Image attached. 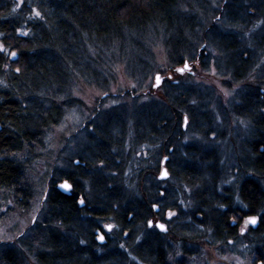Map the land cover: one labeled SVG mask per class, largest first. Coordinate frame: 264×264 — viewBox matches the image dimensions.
<instances>
[{"label": "trees", "instance_id": "16d2710c", "mask_svg": "<svg viewBox=\"0 0 264 264\" xmlns=\"http://www.w3.org/2000/svg\"><path fill=\"white\" fill-rule=\"evenodd\" d=\"M196 1L0 0V46L7 50H0V204L5 197L18 206L28 201L20 154L62 121L75 100L70 91L77 78L100 81L97 71L106 60L130 57L137 65V57L146 51L141 40L159 30L176 52V65L186 55L184 60L194 61V47L185 45V36L199 26L188 11L206 5ZM250 2L222 0L210 23L221 22L223 31L217 32L214 23L209 31L202 28L205 43L199 58H206L204 45L214 44L224 58L223 68L236 79L248 76L264 57L256 56L257 44L264 51V34L249 46L246 31L258 17L264 18V1ZM205 7L200 14L208 12ZM242 31L247 45L239 37ZM165 80L162 102L149 99L132 112L120 108L99 120L96 109L85 123L87 145L75 155L72 171L53 174L49 181L45 201L53 228L36 264H125L130 254L138 264H168L171 247L164 239L191 240L185 230L194 224L204 231L202 238L219 244L241 240L256 261L264 259V78L245 86L238 97L233 110L250 129L243 139L229 138V147L206 140L207 111L198 103L202 98L193 95V85ZM193 129L204 140L184 143L185 133L191 130L188 135H193ZM165 158L168 177L159 180ZM63 180L71 185L70 196L56 189ZM163 182L167 186H160ZM182 189L188 190L195 223L182 226L181 216L175 215L166 221L165 233L147 232L150 206L176 211ZM248 216L257 217L255 228L242 227ZM103 223L112 225L117 239L99 249L93 230ZM0 262L18 264L8 248Z\"/></svg>", "mask_w": 264, "mask_h": 264}, {"label": "rangeland", "instance_id": "374dc122", "mask_svg": "<svg viewBox=\"0 0 264 264\" xmlns=\"http://www.w3.org/2000/svg\"><path fill=\"white\" fill-rule=\"evenodd\" d=\"M205 1V6L208 9L205 14L199 12V8L206 10V7L200 3L188 11V15L191 12L197 21L195 27L198 25L199 28L192 34L186 33L185 45L191 43L190 46L194 47L191 54L195 58L194 62L188 63V68L183 72H176V68H184V66L176 65V52H172L171 43L164 41L166 38H163V32L159 30L158 33H152L146 39L141 40L144 47L142 51H146H144V55L137 57V65H134L135 61L130 57H124L123 60H106L102 62L103 67H99L97 71L100 81L90 82L77 78L70 91V95L75 100L70 104L71 108L67 110L62 121L58 125L50 126L38 143L20 154L19 160L25 167L29 199L24 205L18 206L15 201L5 197L4 203L0 204V246H3L0 256L5 252V248H8L16 256L18 264H36V256L39 251L46 249L45 235L53 228L49 217L51 209L45 201L49 181L53 174L59 175L72 171L75 155L84 145H87L85 143L88 138V130L84 125L96 109H98L96 119L99 120L112 110L120 108H124L126 113L132 112V108L140 103H146L149 99L162 102L160 100L162 82L165 79L169 82L176 80L178 83H188L187 86L193 85L190 87L193 89V95L202 98L198 103H204L205 106L201 108L207 111L204 121L206 118L208 119L207 127L209 129L205 137L208 143L213 141L216 143L218 140L221 147H229L230 140L245 138L250 127L242 120L241 116L235 113L234 105L238 104V97L246 90L245 86H255L257 79L264 78V57L260 56L259 61L255 62L256 66L251 70L250 76L240 79L233 78L230 72L228 71V74L227 70L223 68L224 58L214 44L207 43L206 47L204 45L202 50L206 53V58H199V48L205 43L202 40L204 33L202 28H207L206 31H209L210 26L214 23H210L211 17L216 16L217 13L213 10L219 8L222 0ZM260 1L263 3L264 0H257L253 5H258ZM250 3L252 4V0ZM197 9L198 14H196ZM260 9L262 14V8ZM256 20L252 26H247L249 28L246 30L247 39L248 42L249 39L251 41L249 46L255 40L257 42L258 37L264 34V18L259 19L258 17ZM213 26L218 29L217 32L223 31L221 22L214 23ZM239 27L244 28V25ZM241 28L238 30L240 31ZM240 34H238L240 39L244 38V41L241 40L242 43L246 44L244 32L242 31ZM257 45L256 56L264 55V51L257 50ZM183 54L186 55L185 53L179 55L183 57ZM186 56L182 60L186 59ZM156 74L160 76L161 82L158 87L152 88ZM262 83L264 84V82ZM196 99L193 100L194 106L198 104ZM190 131L185 133L184 143L204 140L202 136L195 133L194 129V134L188 135L192 134ZM160 167L157 175H159ZM60 182L62 181L56 183ZM160 186L167 185L163 182V184L160 183ZM86 189L84 188V190ZM186 191L188 192L183 189L180 191L179 199L183 201L177 203L176 211H168L174 213L173 218L175 215L176 217L181 216L179 222L183 223L182 226H190L195 223L191 222L190 203L187 201ZM247 226L248 224H242L244 229ZM192 227L190 230H185L186 235L192 236L191 240L186 238L164 239L166 244L171 247V253L166 259L168 264H258L255 257L250 254L251 249L243 241H230L227 244L214 243L206 235L202 238L204 231L196 227L195 224ZM124 263L138 264L134 259H128ZM0 264L2 263L0 262Z\"/></svg>", "mask_w": 264, "mask_h": 264}, {"label": "flooded vegetation", "instance_id": "af4514ba", "mask_svg": "<svg viewBox=\"0 0 264 264\" xmlns=\"http://www.w3.org/2000/svg\"><path fill=\"white\" fill-rule=\"evenodd\" d=\"M194 62V61H193ZM185 63H187V65H188V63H189V61H186V60H181L178 64H177V66H180V65H183L184 66V64ZM181 68V67H180ZM177 69L178 68H176V72L177 73H180V72H178L177 71ZM170 77V76H169ZM176 84H178V82L176 81ZM72 194V191H71V193L70 194H68V195H66V196H70ZM79 202V201H78ZM80 206V205H79ZM152 209H151V212H150V214H149V219H147L146 220V231L147 232H151V233H162V231H160L158 228H157V226L155 225L156 223H161V224H163L164 226H165V229L167 230V226H166V221H170L172 218H173V216H174V213H173V215H169V213H171V212H167V211H163V212H161L160 210H159V208H157V207H153V205H151L150 206ZM149 221H152V225L151 226H149ZM192 222V221H191ZM193 224V223H192ZM106 225H111V224H102L101 226L99 225V226H96V228H94V230H93V240L96 242V244L98 245V248L100 249V248H103L104 246H105V243H107V242H109V244H114L115 245V243H116V235H113L114 233H113V227L111 228V229H108V228H106L105 226ZM96 232H98V234L99 235H102L103 237H104V243H102V244H99L97 241H96V237L98 236V234L96 233ZM166 232V231H165ZM164 232V233H165ZM127 235H128V233L127 232H124V234L122 235V237L123 238H126L127 237ZM207 237V236H206ZM127 239V238H126ZM131 255V254H130ZM130 255H128L127 256V259L126 260H128L129 259V257H130ZM111 256H112V254H111Z\"/></svg>", "mask_w": 264, "mask_h": 264}, {"label": "snow or ice", "instance_id": "6c2138e0", "mask_svg": "<svg viewBox=\"0 0 264 264\" xmlns=\"http://www.w3.org/2000/svg\"><path fill=\"white\" fill-rule=\"evenodd\" d=\"M19 6H20L19 4L16 5V7H19ZM35 14H36V16H39L40 15L39 12H36ZM0 50L7 51L6 49H3L2 46H0ZM11 56H13V57L16 56V53L15 52H12L11 53ZM186 68H188L187 63H185L184 68H178L177 71L178 72H183ZM17 71H19V69H17ZM156 79H157V83H159L160 82V77L157 76ZM165 159H167V158H165ZM167 175H168L167 171H164V170L161 171V177H166ZM60 187H62V188H68L69 185L65 182L64 184L60 185ZM80 202L83 203L82 200ZM153 207L155 208L156 205H153ZM221 207H223V205H221ZM169 215L171 216V215H173V213H169ZM256 222H257V217L256 216H248L246 218V220H245V225H247V224H253L254 225V224H256ZM148 223H149V226L152 225V221H149ZM105 227L108 228V229H111L112 228V225H106ZM157 227L163 229L164 228V225L158 224ZM243 231H244V229L241 228V232H243ZM97 238L100 239V240H103L104 239V237L102 235L101 236H98ZM258 264H264V259H262L261 261H259Z\"/></svg>", "mask_w": 264, "mask_h": 264}, {"label": "water", "instance_id": "95a60500", "mask_svg": "<svg viewBox=\"0 0 264 264\" xmlns=\"http://www.w3.org/2000/svg\"><path fill=\"white\" fill-rule=\"evenodd\" d=\"M184 65H185V64H184ZM157 76H159V75L156 74V75L154 76V79H153V85H152L153 87H152V88H156V87H158V86L160 85L161 79H160V82L157 83V79H156ZM159 77H160V76H159ZM165 160H166V159H164V160L161 162L162 167H161V169H160L159 175L157 176V178H158L159 180H165V179L168 177V175H167L166 177H161V171H162V170L166 171V168L163 166ZM74 163L77 164V161H75ZM65 182L69 185V187H68V188H62V187H60V185L64 184ZM56 189H57L61 194H63V195H68V194L71 193V185H70L69 182L66 181V180H63L62 182L58 183V184L56 185ZM80 201H81V200H79V205H80V206H83V203H81ZM158 224L163 225V224H161V223H156L155 225L157 226ZM249 225H250L252 228H255V227H256V224H254V225H253V224H249ZM157 228H158L160 231H162L163 233L166 231L165 226H164L163 229H161V228H159V227H157ZM96 233L98 234V232H96ZM98 236H101V235L98 234ZM98 236H97V237H98ZM97 237H96V241H97L99 244L104 243V239H103V240H100V239H98Z\"/></svg>", "mask_w": 264, "mask_h": 264}]
</instances>
